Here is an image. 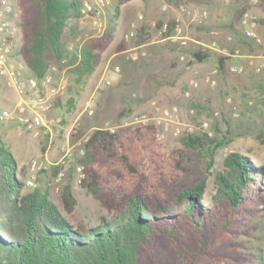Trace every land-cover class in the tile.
Instances as JSON below:
<instances>
[{
  "label": "trees",
  "instance_id": "trees-1",
  "mask_svg": "<svg viewBox=\"0 0 264 264\" xmlns=\"http://www.w3.org/2000/svg\"><path fill=\"white\" fill-rule=\"evenodd\" d=\"M126 1L109 5L113 10L102 32L71 54L67 70L69 91L75 87L68 96L71 107L113 41L119 5ZM174 1L177 6L193 0ZM16 4L18 54L26 75L40 78L65 57L64 33L81 18L82 0H16ZM258 4L262 11L258 21L264 23V0ZM247 7L245 3L235 8L234 18L239 20ZM150 37L145 19L132 46ZM190 55L189 64L208 59L212 52L197 47ZM228 59L217 56L220 73H225ZM6 90L0 81L3 103ZM55 107L59 112L61 98H56ZM155 131L152 124H139L113 132L95 128L89 134L81 159L86 179L81 184L109 213L94 225L71 221L63 213H71L77 204L69 182L60 190L62 209L35 184L36 179L25 189L16 158L0 142V264H264L261 248L253 240L264 229V165L230 151L213 174L211 192L206 176L176 186L178 179L188 178L186 161L192 155L207 157L210 169L217 149L231 139L186 132L182 145L168 150Z\"/></svg>",
  "mask_w": 264,
  "mask_h": 264
},
{
  "label": "rangeland",
  "instance_id": "rangeland-1",
  "mask_svg": "<svg viewBox=\"0 0 264 264\" xmlns=\"http://www.w3.org/2000/svg\"><path fill=\"white\" fill-rule=\"evenodd\" d=\"M12 1L16 7L15 20L18 22L19 10L16 0ZM164 1L169 6L165 11L173 12V16L179 14L178 5L176 6L174 0H160L157 6L160 7ZM245 3L248 4L246 11L257 20L260 43L245 36L240 19L234 18L235 8ZM186 5L207 11V17L200 21H194L182 15L186 32L195 41L191 40L185 49L165 42L148 43L143 47L146 52L143 57L130 59L127 49L132 47L134 40L125 41L123 34L129 29L130 23L136 19V12L144 14L142 10L135 9L133 19L127 27H124L121 37L116 39L115 36L116 40L113 39L104 51V55L102 53L101 61L96 67L98 74L94 79L88 80L91 74L85 78L83 90L75 98L74 107H71L68 96L73 94L75 87L71 89V92L69 91L71 81L67 70L71 67L70 56L84 40L102 32L108 21V12L113 9L108 6L103 8L105 13L102 12L99 15L100 25L94 24L90 18L79 19L74 23L73 30L67 27L64 33L66 48L65 57L62 59L64 61L51 65L46 71L52 73L55 84L62 86L59 92L50 98L49 113L61 118L52 128L51 137L43 129L35 135L33 130L15 119L1 121L0 142L4 143L16 158L17 173L24 181L30 175V162L41 161L45 167L37 172L35 184L45 189L51 200L61 209L60 190L65 183H70L77 198V204L71 213L63 212L69 220H82L86 224L94 225L101 215H109L94 193L82 185V182L78 183L76 180L75 167L80 165L83 168L81 159L85 153L84 143L91 131L110 124H120L122 119L130 114L128 108L131 113L147 110L151 100H155L162 106L177 104L181 109L182 134L173 137L170 132H166L164 139L158 140L164 143L168 150L182 145L181 136L189 132V127L192 128L190 132L197 134L216 133L219 137L226 136L231 139L228 145L217 149L214 164L210 169H207V157L200 158L192 155V158L186 161L188 178L178 179L176 186L182 182H190L189 178L206 176L209 184L207 191L211 192L213 174L215 170L222 167L223 158L230 151L250 157L255 165H264V91L261 89L264 87V58L249 56L264 55V23L258 21L262 17L258 0H193ZM169 18L171 17L165 19ZM228 37H230L229 40ZM212 39H215L220 46H226L231 50L224 74L217 70L216 59L220 54L215 50H211L212 55L204 61L187 63V60L191 58L190 50L201 46L198 42L208 43ZM158 44L161 45L156 46ZM19 45L20 42L17 41L14 48L17 61L20 60ZM235 50L237 54L232 56ZM180 54L185 55V60L179 59ZM231 61L245 62L247 67L241 73H229L227 70ZM116 65L120 68L119 72L113 70ZM54 66L56 69L52 68ZM22 71L26 76V68ZM207 76L214 79L215 83L207 82L205 80ZM102 77L109 79L111 84L99 90L94 113L86 115L82 112L85 101ZM192 79L198 81L196 87H189V81ZM186 91L190 92L189 96L185 95ZM7 97L4 99V105L16 112L14 102ZM58 97L61 98V108L59 112H56L55 101ZM73 122H78L75 124V130L71 129ZM203 122H208V128L205 130L201 127ZM132 127L133 125L125 128ZM120 128H116L115 131ZM68 147L70 155H65ZM59 171L63 174L58 178ZM25 189H29L27 185ZM204 196L207 200L209 194L205 193ZM172 208L176 210L178 206H172ZM253 240L261 248L264 261V229L259 237Z\"/></svg>",
  "mask_w": 264,
  "mask_h": 264
},
{
  "label": "built area",
  "instance_id": "built-area-1",
  "mask_svg": "<svg viewBox=\"0 0 264 264\" xmlns=\"http://www.w3.org/2000/svg\"><path fill=\"white\" fill-rule=\"evenodd\" d=\"M116 0H82V16L80 20H86L90 18L94 24L100 25L99 15L103 12V8L111 5ZM226 1V0H225ZM168 4L164 1L161 4L162 10L168 9ZM179 14L172 17L171 21L168 19L161 20L156 19L148 21L149 31L151 37L149 41L144 44L132 46L127 49L128 57L135 60L146 54L143 47L148 43L153 42H165L171 46H175L180 49H185L192 38L186 32V26L184 25L182 15L194 21H200L207 17V11L199 7H188L185 3H179L177 6ZM16 7L12 0H0V81L3 86L11 90L16 95L15 111H11L4 105L0 99V123L3 120L15 119L25 127L33 130V134H39L40 130H44L51 137L52 128L56 126L61 118L56 114L49 113L51 109L50 98L52 95L57 94L62 88L60 84L54 83V78L51 72H45L40 78L28 77L23 75V69L25 68L21 59L17 61L14 55V48L20 39V28L18 22L15 20ZM144 21V14L137 12L136 19L130 23L129 29L123 34V39L129 41L132 39L136 30L141 22ZM240 22L243 28L245 36L253 39L256 43L261 42V37L257 32V20L248 11L243 12L240 18ZM216 33V31H211ZM228 40L230 37L227 38ZM195 41V40H193ZM202 49L215 50L222 56H228L230 51L226 46H220L215 39H212L208 43H201ZM71 47V46H69ZM237 50L231 55L236 56ZM180 60H185V55H179ZM64 61V60H62ZM247 67L245 62L239 61L231 64L228 67L230 73H241ZM56 69V67H52ZM115 72H119L118 65L114 66ZM207 82L211 84L215 83L214 79L209 76L205 78ZM111 84V81L105 77L99 80V83L95 86L92 93L85 101L82 112L86 115L94 113L97 102L99 90L104 86ZM198 85L197 80H190L189 87H196ZM190 92L186 91L185 95L189 96ZM190 112H193L190 110ZM217 114V112H215ZM73 122L71 129L75 130V124ZM139 124H152L155 126V137L157 140H162L165 137L166 132H170L173 137H178L182 134V122H181V109L177 104H170L166 106L160 105L155 100L149 101L148 109L143 111H135L130 113L127 117L122 119L120 124H110L105 126V129L113 132L116 128L136 126ZM1 127V126H0ZM202 129L208 128V122L201 124ZM188 131H192L189 127ZM51 139L49 140V144ZM65 155H70V148H66ZM43 163L39 160H32L29 165L30 175L26 180L27 186H33L37 172L42 168ZM77 172V182L80 183L85 178V172L82 166L77 165L75 167ZM63 173L59 171L57 177H61Z\"/></svg>",
  "mask_w": 264,
  "mask_h": 264
},
{
  "label": "crops",
  "instance_id": "crops-1",
  "mask_svg": "<svg viewBox=\"0 0 264 264\" xmlns=\"http://www.w3.org/2000/svg\"><path fill=\"white\" fill-rule=\"evenodd\" d=\"M158 2H160V0H128V1H126L124 3H122L120 5V8H119L118 17L116 19V29H115L114 37L116 36V39L121 37L122 32L124 31V27L125 26L127 27L128 24L133 19L132 15H133V11L135 9L137 11L142 10L144 12L145 19H147L148 21L151 20V19H159V18L165 19L167 17H172L173 16V12L162 10L161 6L160 7L157 6ZM103 13H105V10L103 11ZM116 39L114 38V41ZM146 45H148V44H146ZM160 45L161 44H158L156 46H160ZM156 46H153V47H156ZM164 53L166 54V52H164ZM103 55H104V52H103ZM168 55L170 56V53H168ZM249 56L250 57H263L264 58V55H262V54H258L256 56H253V55H249ZM141 57H143V56H141ZM237 62H239V61H236V62H232L231 61L228 64V67H229V65L237 63ZM97 71H98V69H95L91 73V75L88 78V80L94 79L96 77V75L98 74V73H96ZM227 71L229 72V70H227ZM89 95H90V93H89ZM5 96H8L11 99V101L14 102V108H15V102H16V99H17L16 95L11 90L9 91V89H8L5 92Z\"/></svg>",
  "mask_w": 264,
  "mask_h": 264
}]
</instances>
